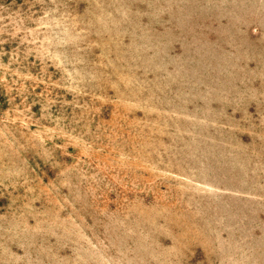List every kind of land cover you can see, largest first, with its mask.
<instances>
[{"label": "rangeland", "instance_id": "rangeland-1", "mask_svg": "<svg viewBox=\"0 0 264 264\" xmlns=\"http://www.w3.org/2000/svg\"><path fill=\"white\" fill-rule=\"evenodd\" d=\"M0 264H264V0H0Z\"/></svg>", "mask_w": 264, "mask_h": 264}]
</instances>
